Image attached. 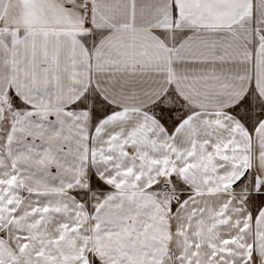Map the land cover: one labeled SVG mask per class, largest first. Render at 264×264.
<instances>
[{"label":"snow or ice","instance_id":"snow-or-ice-1","mask_svg":"<svg viewBox=\"0 0 264 264\" xmlns=\"http://www.w3.org/2000/svg\"><path fill=\"white\" fill-rule=\"evenodd\" d=\"M0 264H264V0H0Z\"/></svg>","mask_w":264,"mask_h":264}]
</instances>
